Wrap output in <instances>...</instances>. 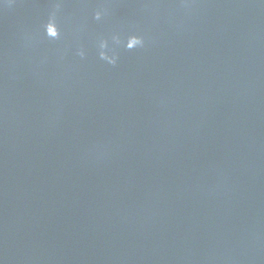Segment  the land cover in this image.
Returning a JSON list of instances; mask_svg holds the SVG:
<instances>
[{
  "label": "water",
  "instance_id": "1",
  "mask_svg": "<svg viewBox=\"0 0 264 264\" xmlns=\"http://www.w3.org/2000/svg\"><path fill=\"white\" fill-rule=\"evenodd\" d=\"M0 262L264 264V3L0 0Z\"/></svg>",
  "mask_w": 264,
  "mask_h": 264
},
{
  "label": "clouds",
  "instance_id": "2",
  "mask_svg": "<svg viewBox=\"0 0 264 264\" xmlns=\"http://www.w3.org/2000/svg\"><path fill=\"white\" fill-rule=\"evenodd\" d=\"M262 3H264V0H261ZM103 15V10H97L94 13V17L96 19H100ZM43 33L44 35L52 40L58 39L60 37V29L57 24L56 19V12L53 11L48 15L47 20L43 23ZM120 35L114 34L113 39L119 40ZM144 44V40L142 36L137 35L135 33H129L126 36H124L123 39V48L127 50L136 49L139 47H142ZM97 52L98 56L101 60L106 61L108 64L114 65L117 62V54L116 52L110 48L108 41L106 39H99L97 41ZM78 55L83 57L85 55L83 49H79L77 52ZM2 264V262H0Z\"/></svg>",
  "mask_w": 264,
  "mask_h": 264
}]
</instances>
